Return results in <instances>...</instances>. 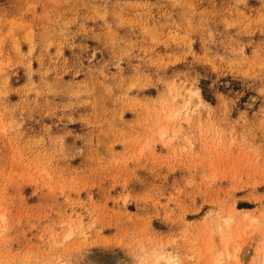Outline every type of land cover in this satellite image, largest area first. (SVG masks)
Wrapping results in <instances>:
<instances>
[{
	"label": "rangeland",
	"instance_id": "1",
	"mask_svg": "<svg viewBox=\"0 0 264 264\" xmlns=\"http://www.w3.org/2000/svg\"><path fill=\"white\" fill-rule=\"evenodd\" d=\"M162 257L264 264V0H0V264Z\"/></svg>",
	"mask_w": 264,
	"mask_h": 264
},
{
	"label": "bare ground",
	"instance_id": "2",
	"mask_svg": "<svg viewBox=\"0 0 264 264\" xmlns=\"http://www.w3.org/2000/svg\"><path fill=\"white\" fill-rule=\"evenodd\" d=\"M164 257H165V256H164ZM164 257L159 258L158 261L165 260V264H173V263H171L170 259H168V258H164Z\"/></svg>",
	"mask_w": 264,
	"mask_h": 264
}]
</instances>
